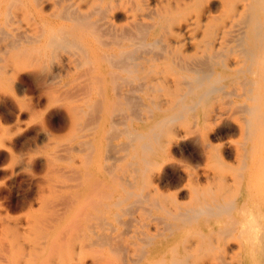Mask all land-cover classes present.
<instances>
[{
    "label": "bare ground",
    "instance_id": "1",
    "mask_svg": "<svg viewBox=\"0 0 264 264\" xmlns=\"http://www.w3.org/2000/svg\"><path fill=\"white\" fill-rule=\"evenodd\" d=\"M0 264H264V0H0Z\"/></svg>",
    "mask_w": 264,
    "mask_h": 264
},
{
    "label": "rangeland",
    "instance_id": "2",
    "mask_svg": "<svg viewBox=\"0 0 264 264\" xmlns=\"http://www.w3.org/2000/svg\"><path fill=\"white\" fill-rule=\"evenodd\" d=\"M191 125H190L191 127L189 126V128L191 130H193V129L195 130V125H193V124H191ZM58 134L62 135L63 133H58ZM191 136L193 137V135H191ZM192 137L190 138L191 140L188 137H185L184 139L180 138L181 141H180V139L177 140L178 142H176L177 144L175 145V147L173 149V154L172 155H176V156H173V158L177 159V160H175L178 163L177 165H179V164H181V165L184 164V165H183V167L181 165H179L178 166L179 167L178 170H176L175 168H172L171 166H166L165 169L162 171L163 178L161 180L162 182L160 183L161 186H163V187H161L162 188L161 190L165 194H176V193H178V199L180 201H182V202L183 201L185 202V201L188 200V194H189V191L187 190L188 188L185 187V184H186V181H185L186 180L185 170L187 168H189L190 165H192L191 168L195 167V166H199L198 163L196 161H194L193 157H192L195 149H197V146H198V143H197L198 137H197V135L195 137H193V138ZM212 138H214V139H212V142H213L212 144L213 145L219 144V145H216V146H222V145L224 146L225 157H226V159H228V161L230 163H232L233 162L232 161L233 160L232 155L234 153V148H235V144H233V143L237 142L238 137L237 136H235V137L234 136H230V137H228L226 139L218 140L215 137V135L213 134ZM168 168H169V170H168ZM200 168H203V166L200 165ZM178 173L181 175L182 179L184 180L182 182V184L179 185V186L173 184L174 179H175V177L177 176ZM14 189L15 190H13V191L19 197H21V195H23L24 192H25V188L23 186H20L19 184H17V186H15ZM186 191H188V192H186ZM186 197H187V199H186ZM21 213H22L21 211L17 212L16 215L21 214Z\"/></svg>",
    "mask_w": 264,
    "mask_h": 264
}]
</instances>
